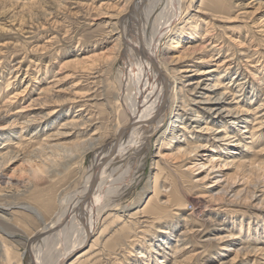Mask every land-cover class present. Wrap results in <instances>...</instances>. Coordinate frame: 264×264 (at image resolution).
<instances>
[{"label":"rangeland","instance_id":"obj_1","mask_svg":"<svg viewBox=\"0 0 264 264\" xmlns=\"http://www.w3.org/2000/svg\"><path fill=\"white\" fill-rule=\"evenodd\" d=\"M132 2L0 0V264H29L27 239L129 121L138 88L110 20ZM183 2L159 47L169 76L194 71L176 85L143 176L119 188L72 264H264V0ZM198 84L227 93L234 115L195 106ZM74 119L86 125L67 127Z\"/></svg>","mask_w":264,"mask_h":264},{"label":"bare ground","instance_id":"obj_2","mask_svg":"<svg viewBox=\"0 0 264 264\" xmlns=\"http://www.w3.org/2000/svg\"><path fill=\"white\" fill-rule=\"evenodd\" d=\"M157 1L158 5L155 3V6L151 5L153 8H147L148 4ZM132 3L133 8L130 16L126 18L124 16L111 17V22L109 21L112 23V20L116 19L117 28H113L111 31L117 35L116 39L121 47L120 56L126 63L125 77L138 88L137 99L135 98V103L129 110V121L118 130L117 137L111 142V145L98 152V157L85 179L84 186L65 196L60 203L59 211L52 220L44 223L32 237L27 239L28 247L25 255L29 264H72L69 261L71 254L88 241L104 210L114 205V200L122 194L123 191L120 189L125 188L126 190L138 183L143 176L142 171L149 158L150 149L154 143L153 139L162 126L166 125L164 122L172 118V109L175 107L177 99L176 85L183 79V73L185 76H190L188 73L194 71L190 66L184 68L178 75L170 73L169 76L159 47L164 36L173 28L174 20L182 12L183 0H133ZM128 84L130 85V83ZM207 88L206 85L203 87L198 84L189 89L191 102L209 112L218 111L219 115L226 113L225 116H233L235 111L226 105L229 98L227 93L219 95L216 93L215 85L213 89H208L210 92L206 95L208 92L203 90ZM84 109L80 107L78 110ZM179 116L180 113L174 117L178 118ZM197 116L200 117V114ZM23 124V127L35 126L36 120L28 119ZM84 124L86 125V123L75 119L66 123L67 127ZM218 132H224V130L219 129ZM93 143L91 139L89 144ZM134 157H141V159H139V164L132 168V165L128 163ZM119 168H126L125 177L130 176V178H128V182L122 180L119 187L115 188L117 182L115 178L117 177H114V174L117 172H114ZM129 168H131L130 174L127 171ZM4 177V172L1 171L0 181L5 179ZM87 194L88 197L84 200ZM82 202L83 207H80ZM66 227L68 228L67 236L65 235ZM51 239L54 241L52 246L49 245ZM57 242L61 244V252L52 256V249ZM45 247L47 249H44ZM89 250L80 252L75 258L84 256Z\"/></svg>","mask_w":264,"mask_h":264},{"label":"water","instance_id":"obj_3","mask_svg":"<svg viewBox=\"0 0 264 264\" xmlns=\"http://www.w3.org/2000/svg\"><path fill=\"white\" fill-rule=\"evenodd\" d=\"M88 197V194L86 195V197L84 198V200H86ZM80 207H83V202L80 204Z\"/></svg>","mask_w":264,"mask_h":264}]
</instances>
